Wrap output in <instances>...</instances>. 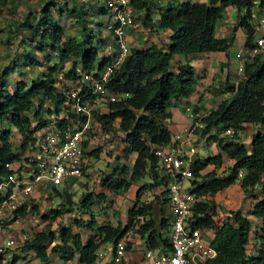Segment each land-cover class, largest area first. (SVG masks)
<instances>
[{
    "label": "trees",
    "instance_id": "1",
    "mask_svg": "<svg viewBox=\"0 0 264 264\" xmlns=\"http://www.w3.org/2000/svg\"><path fill=\"white\" fill-rule=\"evenodd\" d=\"M4 1L0 0V5ZM253 1L131 0L135 22L143 28L167 30L169 36L163 48L152 44L145 49H130L105 83L108 90L128 96L109 104L107 114L98 117L106 132L114 130L111 124L117 121L116 130L120 132L123 144L122 159L115 158L116 163L113 162L109 171L99 177L98 186L110 194H120L131 185L137 186L133 204L126 210L125 221L122 224L116 220L114 225L110 221L98 223L95 216L103 209L104 195L87 191L86 184V190L77 202L73 200L69 187H62L60 191L50 187L59 201L40 215L45 225L22 243L20 254H12L3 264H16L24 259L22 254L27 252H32L40 264H49V255H55L61 264H95V253L100 246L105 243L114 245L126 230L138 223L140 217L144 220L135 234L146 248L163 253L170 251L166 235L171 219L165 215L169 179L154 156L153 147L170 143V133L164 122L171 116L173 101L187 97L194 82L193 69L188 63L171 67V61L175 55L227 51L233 37L217 38L214 26L229 6L237 11L244 10L237 16L232 32L240 29L245 37L243 47L250 48L254 38L249 20ZM90 9V4L82 1L73 2V6L68 7L65 3L47 0L37 11H28L19 27L16 26L29 32L22 41L43 57L38 60L25 51L24 59L11 61L5 74L14 71L18 64L22 67L46 65L39 76L11 83V91L7 89L6 78L0 82V121L6 120L8 126L0 129V174L6 173L2 165L17 160L25 147L34 142L36 131L50 123L51 115L56 116L62 110L67 87L57 86V73L62 71L63 78L75 82L76 66L85 72L101 71L110 62L113 52L107 57L102 53L106 44H114V41L107 36L101 38L98 31L93 33L84 26ZM62 10L68 11L74 19L80 37H63V30L52 15L53 11L59 15ZM92 10L100 15L107 14L104 4L92 6ZM154 15L157 16L155 21L152 19ZM101 25V22L96 24ZM262 38V51L243 65L242 76L236 84H223L222 92L228 97L205 114L201 127L196 130L206 135L205 142L214 143L217 149L214 155L198 156L190 164L192 178L189 189L195 194L191 224L211 229L214 233L209 245L215 256L202 264H264V36ZM53 58L56 61L52 64ZM196 111L194 106L192 112ZM245 125L263 127L251 134L248 144L241 142L240 136ZM11 128L20 137L17 149L10 142ZM212 128L214 132L210 133ZM225 129L232 131L231 137L219 138L217 135ZM98 153L99 148H96L90 150L88 156L97 159ZM223 156L230 164H223ZM208 166L211 169L201 174ZM235 181L244 197L253 201L246 215L261 220L257 230H253L246 215L239 211L228 210L223 217L216 211L213 196ZM145 194H150V201H141ZM152 201L156 207L152 206ZM35 212L37 205L24 201L14 213L23 218L27 213ZM74 212L85 214L87 218H74L67 225L57 223L56 228L51 229L50 224L55 218ZM79 230L90 234L82 239ZM251 238L253 250L248 252ZM125 248L128 249V245Z\"/></svg>",
    "mask_w": 264,
    "mask_h": 264
},
{
    "label": "built area",
    "instance_id": "2",
    "mask_svg": "<svg viewBox=\"0 0 264 264\" xmlns=\"http://www.w3.org/2000/svg\"><path fill=\"white\" fill-rule=\"evenodd\" d=\"M130 3L131 0L103 1L107 10L103 27L114 44L107 43L102 55L107 57L113 52L110 62L101 71L85 72L76 66L74 71L77 83L63 78L62 71L57 73V86L67 87L62 110L56 116L51 115L50 123L36 131L33 135L34 142L25 147L17 160L3 164V169L6 170L5 175L0 174V255L3 258L32 236L28 231L22 232V219L14 213L25 197L35 199L37 196L34 194L46 185L58 188L81 183L87 176L86 169L93 158L88 156V152L96 149L93 147L96 138L100 143L108 141L103 125L96 117L97 114L107 112L109 104L128 96L108 90L105 83L130 51L124 41L127 30L136 25ZM249 20L254 34L264 23V19L258 18L253 10L250 11ZM262 46L263 38L257 37L253 39L250 48L242 46L237 50L234 55L237 74L242 72L246 62L262 51ZM204 116L205 114H189L191 123L183 128V138L174 134L169 145L153 148L154 156L169 176L165 211L171 218L170 251L157 253L145 248L142 252L144 264H202L215 255L209 245L213 231L191 225L195 196L189 190V180L192 177L190 157L195 154V149L185 146L189 144L191 133L200 126ZM62 119L63 122H60ZM231 135L232 131L225 129L217 136L230 138ZM143 220L138 218V223L111 245L113 264L121 263L126 252L125 246L130 248L135 230ZM100 255L96 251L95 256Z\"/></svg>",
    "mask_w": 264,
    "mask_h": 264
},
{
    "label": "rangeland",
    "instance_id": "3",
    "mask_svg": "<svg viewBox=\"0 0 264 264\" xmlns=\"http://www.w3.org/2000/svg\"><path fill=\"white\" fill-rule=\"evenodd\" d=\"M47 0H6L4 1V4L0 5V82L2 81L3 77L7 79V89L8 91H11V83H13L16 80H29L30 78H35L39 76L40 72L44 71L45 65L42 63V66H26L22 67V65L18 64V66L15 68L14 71L7 72L6 68L9 66L11 61H17L24 59L25 51L33 55L34 58L37 57L38 60H41L43 57V54H40L39 52L32 50L31 47L26 46L22 40L29 36V32L26 29L20 28L17 29L16 26L19 27V22H21V19L24 18L28 11H37L38 8ZM59 3H65L66 6L71 7L73 6V2H84L87 4H90L91 9L87 12V15L85 16V22L84 26H86L88 29L92 30L93 33L96 31L99 32V36L101 38H104L107 36L105 30H104V22L107 19V14L100 15L98 13H95V11L92 10V6L102 5L104 0H56ZM236 9L235 7L229 6L224 9L222 12L221 18L216 20L215 26H214V35L221 38L226 37H233L234 41V32L233 26H234V17H235ZM52 15L56 18L58 24L61 26L63 30V37L67 38L70 36H76L80 37V34L78 33V25L74 23V19L71 18L68 11L62 10L61 14H56L54 11L52 12ZM97 22H101V26H96ZM264 25V23H263ZM262 25V26H263ZM87 34V33H85ZM236 46V45H235ZM232 49H229L231 51ZM233 51L231 52V55ZM56 60L54 58L52 59L51 63L53 64ZM19 63V62H18ZM26 63V61H24ZM50 63V64H51ZM67 66V65H66ZM23 75H21V73ZM6 120L0 121V129L3 127L7 128ZM115 130V129H114ZM112 131V136L109 137L107 142L100 143L99 139L96 138L95 145L93 147L99 148V153L97 159H93L89 165V167L86 169V177H84L82 182H86L87 191H92L93 193H101L104 195L103 201L101 203L102 210L97 211L96 218L99 222H105L106 219L110 220V222H115L116 219L120 221L121 223L124 222L125 218V212L128 206L131 205V202L133 200H129V193H123V194H108L106 191L102 192V189L98 186V179L101 176L102 173L109 171L111 166H113V162L116 163L115 158H121V150L123 147L122 141H121V134H119L116 131ZM111 131V130H110ZM246 132L243 134L242 139H245L246 135L249 134L250 129H246ZM11 144L14 147L18 143V137L15 133L11 134ZM203 142H196V150L199 154V156H206L208 153L206 150L203 149ZM199 145V147H197ZM216 147V146H215ZM122 159V158H121ZM123 162V161H122ZM211 169L210 166L207 167V169H204L203 172H207V170ZM203 172L201 174H203ZM50 185H47L42 188V192H40V196L37 194L35 199H30L29 196L25 197L24 201H32L33 204L37 205V212L35 213H27L22 219V232L28 231L30 233L36 232L40 226L43 228L46 222H43L40 219V215L44 214L46 211L48 212L49 209L54 207V204L59 201L58 198L54 196V193H52V189L50 188ZM62 188V187H61ZM58 191H60V188H56ZM70 192H73L74 198L73 200L77 202L79 196L83 192V190H86L85 186L83 185L78 186V184L72 185V188L70 187ZM158 190V189H157ZM159 191V190H158ZM158 194L157 191H153ZM151 194V192H149ZM149 194V195H150ZM149 195L145 194L141 197V200L143 201H150L151 198ZM48 196L51 198V200L48 198ZM152 206L156 207V203L152 201ZM220 208V207H219ZM218 208V209H219ZM157 212V209L155 210V213ZM219 214V213H218ZM221 216V215H220ZM217 216V217H220ZM113 217V218H112ZM81 218L85 219L87 218V215L85 214H79V212H74L71 215H62L60 217H57L52 221L51 223L55 222L54 224H50L51 229L55 228V225L57 223L60 224H68L72 223V219ZM106 218V219H105ZM115 224V223H114ZM74 230V229H73ZM82 232L81 230H79ZM169 233H167L166 236H168ZM17 235V231H16ZM133 239H139L137 235H135L132 238ZM250 243L247 245V251H249ZM144 249V248H143ZM14 253H19L18 250H13ZM129 251V249H128ZM28 257L31 259V255H26L25 259H28ZM40 264V263H39Z\"/></svg>",
    "mask_w": 264,
    "mask_h": 264
},
{
    "label": "crops",
    "instance_id": "4",
    "mask_svg": "<svg viewBox=\"0 0 264 264\" xmlns=\"http://www.w3.org/2000/svg\"><path fill=\"white\" fill-rule=\"evenodd\" d=\"M206 1L207 0H190V2L192 3L206 2ZM253 2L254 3L252 7L254 14L258 18L264 19V0H255ZM243 13H244L243 9L239 11L236 10L234 17V24L236 22L237 16L242 15ZM156 17H157L156 15L152 17L153 21H155ZM233 35H234V41L232 42V45L225 52H203V53H197L187 56H181V55L173 56L171 61V67H175L178 64L188 63L193 69L194 82L190 87L188 96L173 101L170 107L171 116L164 122V124L172 133L182 134L183 128H186L190 124V121L186 118V113L190 111L194 106L197 107V111H196L197 115L205 114L208 113L210 110H213L220 101L228 97V94L222 92L223 84H225L226 82H235V80L239 79L242 76V72L240 74H237L236 72L237 60L235 59L234 55L237 52V50L243 46L245 37L240 29H236ZM168 36H169V32L167 30H156L155 27L143 28L141 24L136 23L134 28L127 30L124 36V41L126 45L129 47V49H145L146 47L152 44L156 45L157 47L163 48L168 43ZM262 36H264V25L261 26L257 30V32H255L253 39ZM217 38H221V37H217ZM229 49L232 50L229 51ZM232 51H233L232 54L234 55H231ZM257 128L262 129L263 127L245 125L241 134L242 137L243 134L246 132L245 131L246 129H250V132L248 135H246L245 139H242L241 137L242 140L241 142H243L244 144H248L251 134L254 133L257 130ZM213 132L214 129L213 128L210 129V133ZM205 138L206 135H202L199 131H196L191 136L190 140L192 144H194L197 141L200 142L204 141ZM203 149L207 151L208 153L207 155H214L217 152L214 143L207 142ZM223 164L224 165L230 164V161L226 160L224 156H223ZM221 168L223 170V167ZM204 169H207V167ZM202 172L203 171H201V173ZM80 185L81 183L79 184V186ZM136 190H137V186L131 185L123 193L126 192L129 193L130 196L129 200H133V198L135 197ZM40 192L42 191H37L35 195L37 194V196L38 195L40 196L39 194ZM213 201L217 205L216 211H218L221 217H223L228 210L239 211L243 215H246L253 203L252 199L244 197L239 187V183L237 181L229 185L227 188L217 192L213 196ZM132 204L133 202H131L130 206H132ZM130 206H128L127 209ZM246 218L251 222V225L253 226L252 227L253 230L254 229L257 230L261 225V220L259 218L256 219L250 215H246ZM121 219L122 218H120V221ZM96 221L99 223L97 218ZM106 221H110V220L106 219ZM111 223L114 225L115 222H111ZM52 224H54V222ZM41 229L42 228L40 226L39 231ZM81 231L82 232L79 231V234L82 239L90 234V232L86 230H81ZM252 241L253 239L251 238L249 251L253 250ZM143 248H145V245L140 238L133 239V242L131 240L129 251L126 250L124 256L121 259L120 264H144V261L142 259V252L144 250ZM111 249L112 248L109 243L102 244L100 248L97 250V252H100L101 255L99 257H96L97 262L95 264H113L112 262L113 255L110 251ZM16 254H20V253H16ZM26 255H31L32 258L30 259L28 257V259L24 260ZM22 256L24 257V259H20L16 264L40 263L34 257V254L32 252H27L25 254H22ZM49 264H61V262L58 260V258L55 255H49ZM72 264H76V263L72 262Z\"/></svg>",
    "mask_w": 264,
    "mask_h": 264
},
{
    "label": "clouds",
    "instance_id": "5",
    "mask_svg": "<svg viewBox=\"0 0 264 264\" xmlns=\"http://www.w3.org/2000/svg\"><path fill=\"white\" fill-rule=\"evenodd\" d=\"M251 10H253V7L251 8ZM250 10V11H251ZM137 24H138V22H136ZM107 37L109 38V36L107 35ZM253 42V41H252ZM125 59V58H124ZM238 80V79H237ZM237 80H235V81H237ZM234 84H235V82H234ZM107 111H108V106H107ZM101 114H107V112H102V113H100V114H97V117H96V119L98 120V121H100L99 119H98V117L101 115ZM189 114H192V115H197V113L195 112H192V109L190 110V111H188L187 113H186V118L189 120V118H188V115ZM206 114V113H205ZM198 115H200V114H198ZM197 115V116H198ZM190 121V120H189ZM101 122V121H100ZM102 123V122H101ZM190 123H191V121H190ZM200 123H201V121H200ZM199 123V127L198 128H196L195 130H193V132L191 133V135H190V137H189V144H187L185 147H187V148H190V147H192V148H194L195 149V154L194 155H192L191 157H190V164L199 156L198 155V152H197V150H196V146H195V143L194 144H192V142H191V136L196 132V130L197 129H199L200 127H201V124ZM7 124V123H6ZM103 125V124H102ZM111 126H113V128H115V131L116 132H118L119 134H120V132L119 131H117L116 129H117V121H114L112 124H111ZM3 127V126H2ZM103 128H104V125H103ZM2 129V128H1ZM168 129V128H167ZM10 131H11V134L12 133H15L16 135H17V137L19 138L18 139V143H17V145H15L13 148L14 149H17L18 147H19V141H20V137L18 136V134L11 128L10 129ZM112 131L113 130H111V132H106L104 129H103V132L105 133V134H107L108 135V139H109V137L110 136H112L113 134H112ZM168 131H169V133H170V143H171V138L173 137V135L174 134H179V136H180V138L182 137L183 138V135L182 134H180V133H172L169 129H168ZM182 135V136H181ZM12 138V137H11ZM10 138V139H11ZM11 142V141H10ZM198 142H200V141H198ZM204 144H203V148L205 147V144H206V142H205V139H204V141H202ZM169 143V144H170ZM168 144V145H169ZM157 146H161V145H156V147ZM197 147H199V145H197ZM153 148H155V146L153 147ZM22 153H23V151H22ZM21 153V154H22ZM203 157V156H202ZM205 157V156H204ZM157 158V157H156ZM13 162V161H12ZM8 163H11V162H8ZM158 163H159V161H158ZM159 165H160V167L161 168H163V166L159 163ZM3 166V165H2ZM164 169V168H163ZM191 169V168H190ZM6 171V170H5ZM164 171H165V169H164ZM166 173V172H165ZM168 175V174H167ZM192 178V177H191ZM190 178V179H191ZM168 179H169V176H168ZM80 184V183H79ZM79 184H78V186H79ZM84 184H86V182H81V187L84 185ZM168 185V184H167ZM47 186V185H46ZM86 186V185H85ZM45 187V186H44ZM100 187V186H99ZM58 188H61V187H58ZM70 188V187H69ZM72 188V187H71ZM189 188H190V180H189ZM190 190V189H189ZM104 193V192H103ZM108 194H110V193H108ZM194 194V193H193ZM194 196H195V194H194ZM31 201V200H30ZM195 204V203H194ZM193 208V207H192ZM193 213V212H192ZM165 215L167 216V217H169L170 218V216L169 215H167L166 214V211H165ZM192 217H193V214H192ZM21 218V217H20ZM171 219V218H170ZM55 223V222H54ZM192 225V224H191ZM170 227H171V225H170ZM193 227H195V226H193ZM55 228H56V225H55ZM54 228V229H55ZM198 228H201V227H198ZM38 232V231H37ZM37 232H34V233H37ZM33 233V234H34ZM168 233H170V229H169V232ZM32 234V235H33ZM135 235H137V234H135ZM138 236V235H137ZM168 239H169V234H168ZM24 242V241H23ZM22 242V243H23ZM22 245V244H21ZM21 245L18 247V248H15V249H13V250H18L19 251V248L21 247ZM145 248H146V246H145ZM144 248V249H145ZM128 249H129V246H128ZM128 249H126V250H128ZM13 250H10L9 252V256H6V257H2V255H0V257H1V260H0V263H4V262H6L8 259H10L11 258V255L14 253V251ZM152 250H155V251H157V253H158V250L157 249H152ZM160 252V251H159ZM215 252V251H214ZM215 256V255H214Z\"/></svg>",
    "mask_w": 264,
    "mask_h": 264
}]
</instances>
